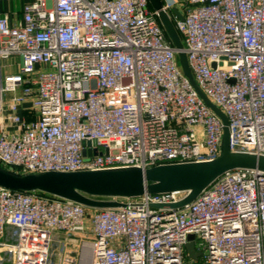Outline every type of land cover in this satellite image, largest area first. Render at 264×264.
<instances>
[{
    "label": "built area",
    "instance_id": "built-area-1",
    "mask_svg": "<svg viewBox=\"0 0 264 264\" xmlns=\"http://www.w3.org/2000/svg\"><path fill=\"white\" fill-rule=\"evenodd\" d=\"M174 1L182 19L169 0L164 9L195 80L228 118L229 148L264 155V0ZM223 127L149 0H30L23 22L0 15L6 167L207 161L220 154ZM186 195L146 191L93 208L0 187V264H264V174L236 168L179 208L156 206Z\"/></svg>",
    "mask_w": 264,
    "mask_h": 264
},
{
    "label": "water",
    "instance_id": "water-1",
    "mask_svg": "<svg viewBox=\"0 0 264 264\" xmlns=\"http://www.w3.org/2000/svg\"><path fill=\"white\" fill-rule=\"evenodd\" d=\"M157 11L158 18L167 37L178 50V59L183 72L204 101L223 122V137L220 154L212 160L160 164L148 168L126 167L81 171L19 172L0 163V187L20 191H41L72 200L93 208H118L125 202L117 198L137 197L143 193L186 191L180 201L157 204V207L179 208L194 200L219 176L236 168L253 169L264 174V155L232 151L229 148L228 118L224 111L203 92L191 71L181 36L163 0H149ZM171 11L179 18L183 16L176 7ZM189 255L194 256L193 242L187 244Z\"/></svg>",
    "mask_w": 264,
    "mask_h": 264
},
{
    "label": "crops",
    "instance_id": "crops-1",
    "mask_svg": "<svg viewBox=\"0 0 264 264\" xmlns=\"http://www.w3.org/2000/svg\"><path fill=\"white\" fill-rule=\"evenodd\" d=\"M28 1L30 0H0V15H9L11 24L23 22V7ZM169 1L173 6L177 7L174 0ZM24 107L30 108V104L25 105ZM24 107H20V114H26Z\"/></svg>",
    "mask_w": 264,
    "mask_h": 264
},
{
    "label": "rangeland",
    "instance_id": "rangeland-1",
    "mask_svg": "<svg viewBox=\"0 0 264 264\" xmlns=\"http://www.w3.org/2000/svg\"><path fill=\"white\" fill-rule=\"evenodd\" d=\"M11 241H13L11 239ZM61 245L58 244V241H56V239L53 240V243H52V253H56L58 248H60Z\"/></svg>",
    "mask_w": 264,
    "mask_h": 264
}]
</instances>
